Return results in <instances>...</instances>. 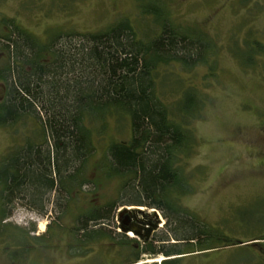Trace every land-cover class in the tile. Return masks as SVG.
Returning a JSON list of instances; mask_svg holds the SVG:
<instances>
[{"label":"trees","instance_id":"obj_1","mask_svg":"<svg viewBox=\"0 0 264 264\" xmlns=\"http://www.w3.org/2000/svg\"><path fill=\"white\" fill-rule=\"evenodd\" d=\"M139 9L156 26L153 37L142 36L126 20L97 33L49 32L44 40L14 20L2 22L8 31L0 30L5 90L0 130L19 127L26 134L21 146L0 157V245L12 264L36 250L57 249L64 238L73 258L108 249L118 264H137L143 255L169 258L233 246L180 205L193 192L183 164L197 144L189 127L202 119L208 99L193 86L172 102L162 92L171 88L165 83L175 67L183 73L208 67L213 78L218 46L197 28L175 27L158 2L153 7L140 2ZM233 54L252 68L264 46L247 38ZM109 121L117 134L129 128V140H110L101 149L94 139L103 142ZM98 152L96 172L104 182L118 181L119 198L79 209L73 226L63 227L62 217L78 209L72 192L97 188L85 174ZM17 205L40 216L52 206L55 221L38 237L30 235L35 228L3 223ZM132 206L158 210L167 220V235L154 239L160 246L116 232L117 211Z\"/></svg>","mask_w":264,"mask_h":264},{"label":"rangeland","instance_id":"obj_2","mask_svg":"<svg viewBox=\"0 0 264 264\" xmlns=\"http://www.w3.org/2000/svg\"><path fill=\"white\" fill-rule=\"evenodd\" d=\"M140 2L147 7L158 2L175 27L197 28L218 46L213 78H208V67L190 73L175 67L165 83L171 88L164 86L162 92L167 95L164 99L172 102L181 91L193 86L208 99L202 119L189 127L197 144L195 152L183 164L186 176L191 178L189 184L193 192L181 197L180 205L215 230L218 238L230 240L233 246L195 253L180 264H264V56L257 58L251 68L241 64L233 54L247 38L264 46V0H0V30L7 32L2 22L14 20L21 29L44 40L49 32L97 33L126 20L142 36L153 37L152 30L154 28L155 32L156 26L150 17L141 15ZM178 80L183 83L173 86ZM4 94L0 83V101ZM108 126L103 142L97 144L95 138L94 145L102 149L110 140H129V128L117 134L113 121H109ZM24 133L19 127L1 129L0 157L8 149L21 146ZM100 156L98 152L88 161L85 174L97 188L91 184L84 188L85 193L72 192L71 197L79 203L78 209L71 208L62 217L63 227L73 226L79 209L119 198L118 181L104 182L96 172ZM52 209L49 206L48 215L40 216L17 205L3 223L27 230L35 228L30 235L38 237L55 221ZM117 213L123 215L114 219L116 232L141 244L142 239L132 232H121L119 226L126 216L125 227L142 222L143 233L148 223L157 224L147 242L167 235V220L158 210L132 206L121 207ZM64 241L65 238L59 241L57 249L36 250L24 261L13 264H118L120 261L115 252H107L108 249H93L92 254L84 258H73L64 248ZM172 243H165V247ZM153 245L160 246L157 242ZM165 261L168 259L162 255H143L137 264ZM0 264H12L1 245Z\"/></svg>","mask_w":264,"mask_h":264},{"label":"water","instance_id":"obj_3","mask_svg":"<svg viewBox=\"0 0 264 264\" xmlns=\"http://www.w3.org/2000/svg\"><path fill=\"white\" fill-rule=\"evenodd\" d=\"M124 213V212H123ZM123 213H119V216L121 217ZM128 216L125 217L124 221L121 225V232L128 233L132 232L135 237H138L140 239H144L148 241L150 239V234L154 232L157 229V224L154 223H148L147 227H145V232H142V229H144L141 225L139 226H131V227H125L127 225Z\"/></svg>","mask_w":264,"mask_h":264},{"label":"flooded vegetation","instance_id":"obj_4","mask_svg":"<svg viewBox=\"0 0 264 264\" xmlns=\"http://www.w3.org/2000/svg\"><path fill=\"white\" fill-rule=\"evenodd\" d=\"M137 208V207H136ZM137 210V209H136ZM142 222H133L132 223V226H139L140 224H141ZM210 251H212V250H209V251H195V252H192V253H187V254H183V255H180V256H171V257H169V258H167L168 259V261H179V264L181 263V262H183V260H185L184 258H186L187 256H190V255H193V254H201V253H207V252H210ZM163 254L164 253H162V254H160V255H162L163 256ZM173 257V258H172Z\"/></svg>","mask_w":264,"mask_h":264},{"label":"bare ground","instance_id":"obj_5","mask_svg":"<svg viewBox=\"0 0 264 264\" xmlns=\"http://www.w3.org/2000/svg\"><path fill=\"white\" fill-rule=\"evenodd\" d=\"M43 229H44V227H43V226H41V230H43ZM129 235H130V236H132V234H131V233H130Z\"/></svg>","mask_w":264,"mask_h":264}]
</instances>
